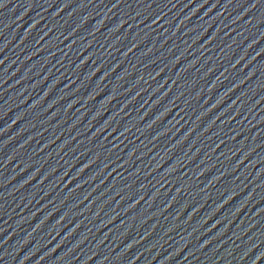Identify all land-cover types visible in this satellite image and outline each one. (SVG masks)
<instances>
[{
  "label": "water",
  "instance_id": "water-1",
  "mask_svg": "<svg viewBox=\"0 0 264 264\" xmlns=\"http://www.w3.org/2000/svg\"><path fill=\"white\" fill-rule=\"evenodd\" d=\"M0 264H264V0H0Z\"/></svg>",
  "mask_w": 264,
  "mask_h": 264
}]
</instances>
